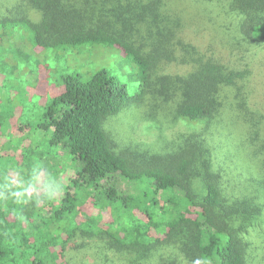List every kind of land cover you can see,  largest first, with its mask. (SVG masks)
Returning <instances> with one entry per match:
<instances>
[{
    "label": "trees",
    "instance_id": "1",
    "mask_svg": "<svg viewBox=\"0 0 264 264\" xmlns=\"http://www.w3.org/2000/svg\"><path fill=\"white\" fill-rule=\"evenodd\" d=\"M204 1L234 16L235 44L185 40L166 0H16L0 13L1 88L19 102L39 82L54 91L35 126L46 149L17 147L0 169V264H73L90 251L103 264H264L247 240L254 227L264 239V51L240 50L264 46V0ZM97 46L120 52L123 80L68 68ZM136 105L158 127L171 115L203 128L157 151L115 150L105 120ZM221 115L240 134L242 181H223L203 138Z\"/></svg>",
    "mask_w": 264,
    "mask_h": 264
},
{
    "label": "rangeland",
    "instance_id": "2",
    "mask_svg": "<svg viewBox=\"0 0 264 264\" xmlns=\"http://www.w3.org/2000/svg\"><path fill=\"white\" fill-rule=\"evenodd\" d=\"M166 1L168 6L183 18L182 34L185 40L201 46L202 49L207 46L210 48L222 47L219 44L227 47L235 44L234 40L236 38H233L232 21L235 18L233 15H227L224 6L207 3L204 0ZM15 2L16 0H0V13L6 8H10ZM229 14L231 13L229 12ZM94 49L97 51L92 52V54L72 55L70 61L65 62L66 65L73 71L89 75L100 68L110 69L123 80L127 70L118 66L122 59L120 52L117 49L102 46H97ZM240 50L245 54L252 52L260 54L264 51V46L256 49H243L240 47ZM47 61H50V59ZM40 86L41 89L38 92L35 91L33 96H27L28 99L27 97H20L19 99L23 101L19 102L14 98L13 91L9 87L1 88L0 82V117L4 119L2 126H0V169L2 170L14 166L17 147L21 150L23 145L26 144L38 152H43L46 149L49 134L43 129H36L35 126L41 121L42 109L46 106L48 97L53 96L54 91L46 82H39L38 87ZM144 111V108L138 105L129 106L105 120L104 128L112 140L115 150H120L125 146L133 147L142 144L153 151H157L165 141L178 134L200 131L203 128L202 124H189L183 119L173 120L171 115L164 120H160L159 124H164L163 126L159 125V128L155 122L145 119ZM27 124L29 126L25 128L23 133L16 134L15 130L18 125L24 126ZM238 132V130L232 129V137H230L231 132L227 126V118L225 120L221 115L203 134V138L209 147L213 149V164L220 170L224 169L226 173L223 178L226 183H228V178L232 180L235 177L242 181L243 177L247 176V169L238 156L241 139ZM260 232V228L254 227L249 230L247 235V240L250 242L253 251V259L261 255L264 256V239L260 236ZM92 253L90 251V253L75 255L73 264H103L104 258H99ZM115 260L117 259L115 258ZM112 261L108 264L118 263Z\"/></svg>",
    "mask_w": 264,
    "mask_h": 264
},
{
    "label": "clouds",
    "instance_id": "3",
    "mask_svg": "<svg viewBox=\"0 0 264 264\" xmlns=\"http://www.w3.org/2000/svg\"><path fill=\"white\" fill-rule=\"evenodd\" d=\"M35 175L38 177L39 172L37 171V172L35 173ZM9 182H11V181L9 180ZM45 187L47 188V187H49V186L46 184ZM17 195H21V193H17ZM192 264H203V262H202L200 259H196V260H193V261H192Z\"/></svg>",
    "mask_w": 264,
    "mask_h": 264
}]
</instances>
